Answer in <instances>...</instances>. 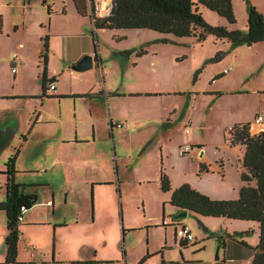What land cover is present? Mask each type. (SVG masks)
Listing matches in <instances>:
<instances>
[{"label":"rangeland","instance_id":"rangeland-1","mask_svg":"<svg viewBox=\"0 0 264 264\" xmlns=\"http://www.w3.org/2000/svg\"><path fill=\"white\" fill-rule=\"evenodd\" d=\"M44 1L0 0L5 25L0 35V77H12L8 62L15 53L21 55V42H25L26 77L17 81L16 90L20 93L38 91V95L41 94L43 65L38 49L42 45H39L40 37L36 34L41 28L52 38L50 70L54 69L56 75L57 71L62 73L61 84L66 89L98 86L101 82L98 67L78 71L70 65L66 67L60 59L62 46L64 54L67 51L72 54L85 38L90 40V37L70 34L62 39L55 36L67 22L63 16H54L53 29L48 31ZM50 1L55 7L61 4V0ZM109 1L97 0L96 5L94 0L95 9L99 7L98 11H101L100 8H108ZM258 2L264 14V0ZM232 3L236 17L234 24L207 7H200V11L211 25L247 31L246 0H232ZM59 12L63 14L61 8ZM208 16L216 22L207 20ZM15 22L20 25L19 32H13ZM87 29L93 40V26L88 25ZM162 38L160 32L151 29H99L96 33L105 83L112 81L126 87L134 84L132 80H139L141 84L138 85L153 91L187 92L184 95L136 99L131 104L136 121H129L128 125L125 118H114L113 140L109 145L104 141L97 148V154L109 162L111 172L117 167L115 180L123 181L120 193L116 188H97L99 205L102 195H111L113 213L103 211L102 215L97 218L95 215L94 218L96 190L92 192V198L91 190L85 193L81 191V188L85 190L88 187L89 182L82 174H75L74 168L76 165L84 166V160L80 157L86 156L87 152L59 150L63 137H73L77 127L91 130L92 124L87 120L90 116V99H80L76 105L74 98L66 96L61 99L44 98L42 103L31 96L0 105V129H16L11 143L0 150V173L4 171L7 159L15 154L17 179L26 185L27 191L33 189L38 194V201L31 211L38 212L36 219L49 221L46 224L34 225V222H30L21 226L22 237L18 246L20 262L27 264L29 259L41 256L45 248L50 250L52 259V248L57 242L61 253L69 259L65 261L70 264L89 257L90 253L92 256L95 254L91 258L94 260L127 264L129 259L131 264L149 247L150 240L152 245L157 242L164 246L166 240L173 245L177 220L173 218L176 212L170 205L171 194L163 191L159 182L162 153L166 173L173 183H204L219 192L240 183L237 168L242 147L229 145L225 123L235 119H254L257 114L264 117V41L251 46L233 45L216 40L212 34H208L203 41H196L192 37L169 36L167 41ZM140 50L144 54L137 58L136 53ZM218 53L222 55L217 57ZM221 72L224 75L215 78ZM214 91H222V94H212ZM125 104L120 103L117 107L124 105L128 110ZM189 114L194 121L191 128L202 139V156L193 143L195 137H188L189 133L186 132ZM35 118L38 121L33 123ZM186 145L190 146V150L182 157L178 150ZM199 163H204L210 169L203 180L198 175L201 171ZM221 164L224 176L219 172ZM0 181L4 187L3 175H0ZM4 196L5 190L2 188L0 202ZM82 196L85 197L84 205L78 206ZM52 201L53 205L50 206ZM114 220L118 221L116 228L113 227ZM61 222L67 226L53 233V225H60ZM179 223L188 224L194 241L198 242L196 246L190 245L185 252L190 264H212L217 253L221 259H230L233 263H249V255L253 254L251 247H255L259 241L258 226L253 221L204 217L189 212ZM123 227L136 230L127 232L122 243ZM6 230L5 213L0 210V257L4 256ZM224 241L226 245L223 248ZM241 241H246L250 248ZM123 251L126 253L125 262ZM168 253L180 257L177 247Z\"/></svg>","mask_w":264,"mask_h":264},{"label":"crops","instance_id":"crops-1","mask_svg":"<svg viewBox=\"0 0 264 264\" xmlns=\"http://www.w3.org/2000/svg\"><path fill=\"white\" fill-rule=\"evenodd\" d=\"M257 2H254V0H252L253 4H255V6L257 7V9L261 12L262 11V7L259 4L258 0H256ZM50 0H45L44 1V13L47 12L48 15V31H51L50 29H53V21H54V16L56 17H61L63 16V18L67 19L66 24L63 26V28L55 33V36H60L62 39L64 38V36H68L70 34H76V35H82L84 37H90V40H86L82 42V44L80 45V47L78 48L77 51H72V54H70L68 51L66 52V54H64V49L63 46L61 47L60 50V59L62 61V63L67 67L68 65H70L72 67V65L74 63H76L78 60H80L82 58V56L88 52V54H91L94 58V66L93 67H98V69L100 70V75L99 78L101 80V82L99 83V85L97 86L96 84H94L91 88H87V89H73V87H69V89H66L65 86H63L61 84L62 82V78L61 75L62 73L58 72V75H56L54 73V69L50 70L51 62H52V38L50 37V34L47 32V34L49 35V51H48V66H47V78L48 81L46 82L45 85V89H46V95L41 97V94L43 92V86H42V92L40 95H38V91H34V92H23L20 93L19 91L16 90L17 88V81L20 80H24L25 79V74H24V69L27 65L26 62V54L24 53V49L26 47V43L25 42H21V55L19 57V62L16 65V71H13V65H15V63L13 62V59L10 60V62H8V66L9 68H11L10 70V74L12 73V77L10 75L7 81V79H5L4 77H0V105H4L5 102H9V100H13V99H18V98H29L31 96H33V98L35 99H39L42 103L44 98H57V99H61L63 96L69 97V98H74L75 100V104L77 105V102H79L80 99H90V107H89V111H90V116L87 118L88 121L91 122V130L89 129H83L80 130L79 127L76 128L75 130V134L73 137L67 138V137H63L62 141L60 142V146H59V150L61 151L62 148L65 149H73L71 152H74V150H78V152H82L83 150L85 152H87L86 156H82L80 157L81 159L84 160V166L81 165H76V167L74 168V172L75 174H82V176L85 177V179L89 182L88 187L85 188H81V191L83 193H85V191H90L91 190V198L93 196L94 191L96 190V200H95V211H94V218L96 215H102L103 211H108V212H114L113 209V203H111L110 201V196H105L102 195L101 196V205L98 204L97 202V188H116L117 192L120 193V189L122 188V182L121 181H116L115 180V175L117 176V167L113 168V171H110V164L107 161V159H104V157L100 156L99 154H97V148H99L100 144L103 143L104 141L107 142V145L110 144V141L113 140V135H114V118L119 116V117H123L126 119V125H128L129 121L135 122V114L133 111V107L131 106V104L136 101V99H139L140 97H155V96H159V95H177V94H186V91H169L167 93H165V91H153L150 90L149 88H147L146 86H142V85H138L141 84L139 80H132V83L134 84H128L126 87L123 86H119L114 82H110V84H107L103 81L102 79V74H103V70H102V59L99 53V45L96 39V33L99 29H105V28H96L94 23H93V11H92V4H91V0H88V11L89 14L88 15H82L80 14L74 4V0H71V2L69 3L68 0H61L60 1V5H58V7H55L54 4L50 3ZM110 5L108 8L104 7V10L100 8L101 11L96 10V15L99 16H103L109 13L110 11V7H111V0L109 1ZM99 4V3H98ZM96 5H97V0H96ZM24 6L26 7V5L24 4ZM204 7V6H201ZM61 8V12L63 14H61L60 11ZM106 10V11H105ZM2 12L0 11V20H1V24H0V35H2L3 31H4V16L1 14ZM68 17V18H67ZM207 20H209L212 23H215L216 20L211 17L208 16L206 17ZM51 21V24H50ZM66 21V20H65ZM14 24H16L14 26V30L13 32H19L20 31V25L18 22H15ZM44 24V23H43ZM88 25H92L93 29H92V36H93V40H91V36L89 35V31H88ZM43 27V26H42ZM10 32V31H9ZM39 37H40V41H39V45L41 44L42 46H39L38 52L41 54L42 50H43V44L41 42H43L42 38L43 36L46 34V31L43 29H39V32L36 33ZM97 44V46H95ZM139 52H142L139 54ZM17 54V53H16ZM144 54L143 50L137 51L136 53V57L137 58H141ZM55 55V54H54ZM128 56H131V52L128 53ZM40 59V57H39ZM41 62V61H40ZM92 67V68H93ZM91 68V69H92ZM19 70H21V73H19ZM89 70V69H88ZM224 72L218 73L216 75L215 78H218L219 76H223ZM214 78V79H215ZM50 80H52L53 82H55L56 84V89L53 92H50L47 90L48 88V84L50 83ZM142 86V87H141ZM232 92V91H231ZM190 94H194L193 92H190ZM212 94H222V91H214V93ZM120 103H126L125 105H127V109L125 110L124 105L121 106V108L117 107V105H119ZM115 115V116H114ZM260 114H257L254 119H240V120H233L229 123H225V128L228 132L229 128H231V126L234 123L237 122H249L250 123V130L252 133H258L262 130H264V117L263 120L261 122H257L256 118L257 116ZM35 121L33 123H36L38 121V118L34 119ZM187 122L188 125H186V132L189 133L190 138L195 137L196 140H194V144L196 145V147L198 149L202 148L203 145L201 144V137L200 135L197 133L196 130L192 129L191 125L194 122L192 120V116L191 114L188 115L187 117ZM124 125H122L123 127ZM15 130L13 128H9L7 130L5 129H0V132H6V138H5V145L4 147H6L7 145H9L12 141V139L15 136ZM230 145V144H229ZM231 146V145H230ZM240 147H242V157L239 159V163H238V171L239 174L241 176V172L243 170H246L245 167L243 166L242 163V159H243V154L245 151L244 146L238 145ZM192 147V145H191ZM233 147V146H231ZM236 147V146H234ZM3 150V149H1ZM179 153V150H178ZM189 153V152H187ZM115 155V153H113ZM179 155H181L179 153ZM186 155V153L184 154ZM184 155H181L182 157ZM200 155H203V150L200 149ZM39 156V155H34ZM72 157V156H70ZM120 156H118L117 158L119 159ZM76 159V158H74ZM73 159V160H74ZM191 159V158H190ZM114 160V159H113ZM17 161V158H16ZM69 161H72L71 158H69ZM118 161V160H117ZM204 164V163H202ZM17 165V162H16ZM205 165V164H204ZM222 165V167H221ZM220 165V173H222V176H224V170H223V164ZM206 166V165H205ZM163 167V170L166 172V168L164 166V158H163V153H162V163H161V169ZM17 168V166H16ZM99 170H98V169ZM201 169V163H199V170ZM5 170V169H4ZM18 170V169H17ZM18 173V172H17ZM210 173V169L207 168L206 166V170L204 171H200L199 178L201 180H203V177L207 174ZM167 174V173H166ZM0 175L4 176V190H5V196H4V200L6 198V175L4 173H0ZM17 175V174H16ZM160 176H161V170H160ZM120 178L122 179L121 175ZM170 180V185H171V189L169 191L166 192H170V194H172V191L179 187L180 185L184 184V183H189L192 187H194L195 189L209 195L212 198L215 199H236L239 197V192L240 189L242 187V185L244 184L242 179L240 181V183H238L237 185L235 184L233 186L232 189L226 190L225 192H219L216 189L210 188V186H207L204 183H192V182H188V181H181L179 183H173V181L169 178ZM16 181L20 183V181L17 179L16 177ZM160 182V179H159ZM161 184V183H160ZM23 185V191L25 193H35L37 195L38 198V194L37 191H34L33 189H31L30 191H27L25 188V184ZM31 187V186H29ZM35 187V186H34ZM110 191V190H109ZM93 192V193H92ZM87 194V193H86ZM99 197V196H98ZM171 197V195H170ZM84 196H82V198L80 199V202L77 203L78 204H82L84 205ZM100 198V197H99ZM3 200V201H4ZM38 201V199H37ZM49 202V201H48ZM83 202V203H82ZM37 203V202H36ZM35 203V204H36ZM53 205V201L51 203L50 206ZM170 205L174 208L175 212H177L180 207L173 205L170 202ZM79 206V205H78ZM34 207V205L27 210L26 215L24 214V219L23 221H21L19 227L21 230V226L22 225H27L30 222H34V225H39V224H46L49 221L46 219H42V220H38L36 218H38L39 214L36 211H31L32 208ZM1 210V209H0ZM5 213V218H6V225H7V216H6V212L4 210H2ZM192 212L190 210H188V213ZM187 213V214H188ZM93 217V213L91 214ZM29 218V219H28ZM174 218V217H173ZM30 220V221H29ZM180 221V220H179ZM57 224V223H56ZM53 225V233H56V229H60V228H64L66 227V223H59L60 225ZM118 225V221L114 220L113 223V227L116 228ZM127 226H131L134 227L135 225H127ZM258 226V233H259V225ZM136 230L135 228L132 229H126V228H122V243L123 240L126 237V233L129 231H133ZM8 233V228L6 230V233L4 235V237H6V234ZM22 237V231H21V236L20 239ZM19 239V241H20ZM224 240V239H223ZM152 240H150V244L149 247L146 248V250H144V252H142V254L140 256L137 257V259H135V261H133V263L131 264H138L139 262H142L141 264H163V261L166 262V264H190V262H188L185 256V252L187 250V248L192 245V246H196L198 244L197 241L191 240H180L175 233V229H174V238H173V245H171L170 243H168V240H166L165 245L162 246L160 244H158L157 242L153 243V245L151 244ZM246 242V241H244ZM259 242V241H258ZM241 243L250 248V245H248V243L246 242L243 243L241 241ZM223 248L225 247L226 243L225 241L223 242ZM258 244V243H257ZM18 246H19V242H18ZM48 247V246H47ZM177 247V249L179 248L180 251V257H174L172 256L169 252V250L175 249ZM122 248H124V244H122ZM253 248V247H251ZM124 250V249H123ZM219 254V253H218ZM6 256V243L4 244V256L0 257V264H2V262L4 261ZM125 256L126 253L125 251H123V261L125 262ZM51 257V253L50 250H46L42 252V255L39 256L37 255V257L33 258V259H29L27 262V264H29V262L31 261H41V260H53L54 258H56L55 260H61V261H65V260H69L68 257L64 256L60 249L58 248V242L57 244H54V248H52V259ZM54 257V258H53ZM92 257V253L89 254V257H86L85 259L80 258L79 261H83V260H94L91 259ZM254 257V250H253V254L249 255V263H242V264H251L252 260ZM227 264H240V263H233L230 259H226L223 258ZM96 260V259H95ZM143 260V261H142ZM222 259L219 258L216 259L212 264L214 263H218L219 261H221ZM100 261H104V260H100ZM68 262V261H66ZM70 264V263H69ZM71 264H92V263H79V262H71ZM112 264V263H111ZM129 264V259H128V263Z\"/></svg>","mask_w":264,"mask_h":264},{"label":"trees","instance_id":"trees-1","mask_svg":"<svg viewBox=\"0 0 264 264\" xmlns=\"http://www.w3.org/2000/svg\"><path fill=\"white\" fill-rule=\"evenodd\" d=\"M248 6L247 31L229 29L222 25H211L203 17L200 7L204 6L225 17L230 24L236 22L232 0H111L108 14L96 15L94 0H91L93 23L96 28L105 29H151L163 35L161 40L192 37L203 41L208 34L216 40L231 44L253 45L264 41V14L246 0ZM77 11L88 15V0H74ZM90 15V14H89ZM1 24V20H0ZM43 50L40 61L43 65L41 97L46 95L45 85L48 81L49 35L42 38ZM97 46V44L95 45ZM129 51V50H128ZM142 52H139V54ZM222 55L217 54V57ZM50 82H53L50 80ZM228 141L231 146H244L242 163L246 170L241 172L243 185L236 199H215L184 183L172 191L170 202L204 217H224L253 221L259 225V242L253 247L254 257L251 264H264V130L252 133L249 122H237L228 130ZM6 132H0V150L5 145ZM16 155H11L6 163V198L0 202V209L6 212L8 233L5 237L6 256L2 264H24L18 260V242L21 236L19 215L22 204L27 210L37 202L35 193H25L23 185L16 181ZM222 167V165H221ZM201 170L206 166L201 164ZM223 173V172H222ZM161 189H171L166 172L161 169ZM246 244V242L242 241ZM224 245V244H223ZM143 261V260H142ZM79 263L111 264L112 261L83 260ZM139 262L138 264H141ZM29 264H69L61 260L31 261ZM163 264H166L163 261ZM219 264H227L222 259Z\"/></svg>","mask_w":264,"mask_h":264},{"label":"built area","instance_id":"built-area-1","mask_svg":"<svg viewBox=\"0 0 264 264\" xmlns=\"http://www.w3.org/2000/svg\"><path fill=\"white\" fill-rule=\"evenodd\" d=\"M13 62L15 63V65H13L12 70H13V71H16V65H17V63L19 62V57H18V55H17L16 53L13 55ZM225 71H227V70H225ZM55 89H56V84H55V82H50V83L48 84V88H47V90L50 91V92H53ZM262 120H263V116H262V115H258L257 118H256V121H257V122H261ZM119 126H121V125L119 124ZM189 150H190V146L186 145L184 149H180V150H179V153H180L181 155H184L185 153L189 152ZM2 187H3V185H2V183H1V181H0V190L2 189ZM21 211H22V212H21V214L19 215V220H20V221H23V219H24V214H25V212L27 211V206H26V204H22V206H21ZM177 221H178V220H177ZM174 226H175V233H176V236H177L180 240H184V239H185V240H188V241L194 240V236H193V234H192V232H191V229H190V227L188 226V224H186V223H179V221H178L177 223L174 224ZM214 264H217V263H214Z\"/></svg>","mask_w":264,"mask_h":264},{"label":"water","instance_id":"water-1","mask_svg":"<svg viewBox=\"0 0 264 264\" xmlns=\"http://www.w3.org/2000/svg\"><path fill=\"white\" fill-rule=\"evenodd\" d=\"M94 66V58L91 54H84L80 60L72 65V68L78 71H85L91 69ZM188 209L181 208L173 215L175 220H181L187 216ZM219 258L217 253L216 259ZM219 264V262L217 263Z\"/></svg>","mask_w":264,"mask_h":264},{"label":"flooded vegetation","instance_id":"flooded-vegetation-1","mask_svg":"<svg viewBox=\"0 0 264 264\" xmlns=\"http://www.w3.org/2000/svg\"><path fill=\"white\" fill-rule=\"evenodd\" d=\"M178 221H176V223H177Z\"/></svg>","mask_w":264,"mask_h":264}]
</instances>
